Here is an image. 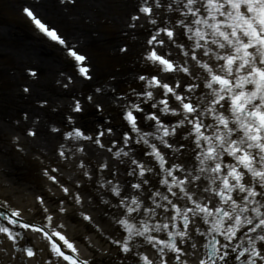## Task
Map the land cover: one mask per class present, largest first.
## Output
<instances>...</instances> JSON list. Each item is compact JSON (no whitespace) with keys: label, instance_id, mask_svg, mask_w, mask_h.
<instances>
[{"label":"snow or ice","instance_id":"obj_1","mask_svg":"<svg viewBox=\"0 0 264 264\" xmlns=\"http://www.w3.org/2000/svg\"><path fill=\"white\" fill-rule=\"evenodd\" d=\"M158 10L167 14L165 19L158 18ZM23 12L41 32L65 45L83 79H92L84 54L31 8ZM142 16L150 28L141 59L155 74L138 76L140 91L129 86L128 92H118L109 86L120 123H113L104 105L88 94L84 101L102 120L92 131L78 125L86 107L74 99L62 133L65 140L106 148L124 167L127 179L122 184L116 165L105 161L97 166L101 178L96 183L109 196L101 195L100 201L115 213L119 226L120 235L110 238L118 250L115 264H190L193 256L196 264H264V0H142L129 16V27L144 28ZM119 51L127 54L128 45ZM162 72L173 74V82L163 81ZM66 80L73 82L71 76ZM62 86L68 88V83ZM23 91L29 93L30 87ZM48 103L37 100L41 108ZM23 115L26 120L28 113ZM51 130L61 131L55 126ZM27 134L38 133L29 128ZM106 136L108 144L103 142ZM76 151L84 147L78 145ZM59 155L67 159L63 145ZM79 167L85 169L83 160ZM58 171L43 169L64 193L57 204L65 213L66 200L81 204L83 197L60 184ZM83 175L92 180L91 170ZM37 200L44 205L40 224L22 219L19 209L0 212V234L23 254L20 264L37 257L34 246L19 244L28 232L48 241L43 264H92L80 257L45 198Z\"/></svg>","mask_w":264,"mask_h":264},{"label":"bare ground","instance_id":"obj_2","mask_svg":"<svg viewBox=\"0 0 264 264\" xmlns=\"http://www.w3.org/2000/svg\"><path fill=\"white\" fill-rule=\"evenodd\" d=\"M120 7H122L124 11H120L119 9H116V11H39L44 14L47 19L51 18L53 20H56L57 22L65 24V27L67 29V33L65 32V36L69 40H71V42L78 44L80 47H86L92 43H97L100 47L102 45L106 46L108 44L105 42V37H107L108 35L115 42L125 40L130 44V53L127 56L126 54L122 55L120 51L117 52L115 50L116 44H113L110 47L113 50V53H110L108 50L104 54L105 58L109 61L111 65L117 62L120 66V70L118 72H115L119 76V78H116L114 81H111L110 78L104 79L103 90L105 91L108 90L109 86L117 87L118 89H120L122 83L133 82L132 71L134 69L133 67L129 66V64L132 63L134 56L143 47L142 41L130 40L129 34L133 32L139 33L142 38L144 37V28H137L133 30L129 27V16L130 14L135 13V11L132 9L131 1L124 0V2L120 4ZM21 21L23 23L22 18ZM146 22L147 19L142 16L139 23L143 24ZM124 32H129V36L124 35L125 37H123ZM36 37L37 39H34L32 41H26L23 43L19 40V38L13 33L10 28H5L2 30V32H0V52L15 56L24 62L33 63V65L40 67L41 76L45 75L46 72L50 73L51 75L57 76V63L54 61H47L42 57L43 53H46L47 51L51 52L53 51V49L51 47H48V45L43 42L42 36V39H40L38 35H36ZM11 43L14 44L13 47L9 46ZM121 46L122 45L119 46V49ZM65 62L67 64L72 65V62L70 61ZM147 69L148 68L141 67V62L135 61V71L138 76L141 73H144ZM134 80L136 81L137 79ZM64 82H67L66 78L64 79ZM81 84L85 85L87 84V82H84L79 79L78 83L74 86H71L69 89H63L62 91L58 92L59 97L65 99L67 103L68 101H70L69 92L71 95H73V92L76 91L75 88ZM44 87H47V84L45 82L37 81L36 87L32 91L31 98H39L43 95L46 96V94L42 91ZM20 95L23 99H31L25 98L23 94ZM112 95L113 94H111L110 91L101 96L96 97L97 101L104 104L106 111L116 108L113 104L114 99L112 98ZM78 96L79 95L77 93L76 97L78 98ZM22 103L23 102L17 101L13 103L12 107L18 112H23L25 111L26 107H24ZM50 105L52 106V104ZM85 107H89L87 103L85 104ZM7 112V108L0 104V117H5L7 115ZM39 115V113L35 114V111L31 110V115L29 116L28 123L32 124V126L35 127L39 134V140L37 141V143L44 144L53 148L57 139L53 140L49 137L51 133L48 131L47 127H45V123L49 122V119H47L43 125L37 124V122L34 123V119L39 117ZM94 117L97 118V116ZM60 122H62V125L66 124V120H60ZM23 125H19V129L22 130ZM2 126L4 127L5 124L2 123ZM5 153L6 152L3 147L0 146V155L2 154L3 156ZM123 169L124 168H122L121 171H123ZM15 172L16 167H2L1 169V173L4 176L8 177L12 176ZM66 178L67 175H61L62 181H67ZM119 178L123 181L127 179V177L121 172ZM42 193L43 194H39H45L46 198H49V201L53 200V197L47 192L42 191ZM101 195H103L105 199L109 198L108 194L105 193L103 190L102 194H99V191L97 189L93 190L92 192H90L89 195H87L86 202L83 201L81 204H77L76 207H73L71 208V210L66 211L64 216L70 222H74L77 224L79 223L75 226H73V224L71 225L73 234L75 235L74 237L85 244V247L82 248V253H85V250L89 251V254L83 255L79 252L81 258H87L91 262L93 260L92 264H115V257L117 256L118 250L116 246L110 243V238L120 235V232L118 230L119 226L115 224L113 219L115 213H113L111 209L106 210L105 205L101 203ZM5 198L7 199L6 196ZM25 200H27V202L31 203L32 205L37 204L36 202L33 203L31 200ZM49 201L47 202L49 203ZM10 204L12 206L19 207V205L16 203L10 202ZM25 208L27 209L28 206H26ZM41 209L42 208L40 207L38 213H41ZM6 213L10 214V210L7 209ZM83 213L91 215L93 219L91 221L85 220L82 215ZM21 218L27 221L26 217ZM30 218H32V216H30ZM81 219L84 221H81ZM90 232H93V234L90 235ZM88 236H90V238ZM23 237L26 240L28 239V236L26 235H24ZM109 252H111V255H109ZM37 260H39L38 257ZM33 263L35 262H29V264ZM190 264H196L195 256L191 258Z\"/></svg>","mask_w":264,"mask_h":264},{"label":"rangeland","instance_id":"obj_3","mask_svg":"<svg viewBox=\"0 0 264 264\" xmlns=\"http://www.w3.org/2000/svg\"><path fill=\"white\" fill-rule=\"evenodd\" d=\"M30 4L29 2H25ZM21 13L20 11H10L6 5L0 7V31L5 28L14 29L19 35H22L24 39H30L27 35L26 30L24 29L23 25L17 21L16 15L18 16ZM52 25H57L53 24ZM21 36V37H22ZM20 40H24L19 38ZM27 41V40H26ZM98 53V52H97ZM93 54V52H92ZM18 61L14 58L5 57L4 55H0V73L7 79L5 82L4 87L2 88L5 92H11L16 89V85L13 83L12 78L14 72L18 71ZM99 69H106L107 65L104 61H102L98 67ZM98 80H101V74L98 75ZM92 88H95L92 86ZM12 138V137H11ZM19 139V136H16V140ZM17 146L11 149L13 154V158H15L14 167H19L20 173L16 179V183H14L15 187L20 185L21 191H24L25 198L30 197V199H35V194H38V189L40 190L41 185L46 184L45 179L41 175L43 172L44 167L47 165L45 163H31L29 159L23 154L26 150H23L21 147V143H18ZM22 148V149H21ZM33 160L38 158L37 156L32 157ZM58 168V167H57ZM10 182H8L4 187H8ZM97 185L96 178L92 176V180L87 182V186ZM58 186H54L55 189ZM1 190V187H0ZM52 190V189H49ZM33 193V194H32ZM17 198V195L14 196ZM4 251V250H3Z\"/></svg>","mask_w":264,"mask_h":264}]
</instances>
